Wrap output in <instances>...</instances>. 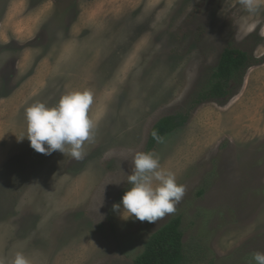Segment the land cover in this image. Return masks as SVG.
Listing matches in <instances>:
<instances>
[{"label":"rangeland","instance_id":"obj_1","mask_svg":"<svg viewBox=\"0 0 264 264\" xmlns=\"http://www.w3.org/2000/svg\"><path fill=\"white\" fill-rule=\"evenodd\" d=\"M0 0V257L133 264L181 217L183 264H256L264 253V0ZM254 27L242 33L241 19ZM227 48L260 62L223 101L194 104ZM91 90L94 137L76 159L36 152L25 108ZM186 123L149 150L154 126ZM22 139V140H19ZM153 152L186 193L149 223L113 209L132 154Z\"/></svg>","mask_w":264,"mask_h":264},{"label":"clouds","instance_id":"obj_2","mask_svg":"<svg viewBox=\"0 0 264 264\" xmlns=\"http://www.w3.org/2000/svg\"><path fill=\"white\" fill-rule=\"evenodd\" d=\"M240 3L249 14L260 7L259 0H240ZM253 27L246 17L241 19L242 33L247 34ZM93 103L94 94L88 89L68 91L51 107L39 101L32 103L25 108L26 135L22 139L26 137L38 153L51 155L59 151L81 159L85 143L94 137L96 121L90 115ZM132 164L127 181L130 187L113 209L120 211L122 205L123 219L149 223L174 213L186 193V186L178 183L176 172L163 167L153 152L133 153ZM252 259L256 264H264V253H253ZM0 264H33V261L24 252L16 251L10 260L0 257Z\"/></svg>","mask_w":264,"mask_h":264},{"label":"trees","instance_id":"obj_3","mask_svg":"<svg viewBox=\"0 0 264 264\" xmlns=\"http://www.w3.org/2000/svg\"><path fill=\"white\" fill-rule=\"evenodd\" d=\"M260 62L249 53L237 49L227 48L219 61L216 71L212 75L208 86L199 92L194 104H201L208 100L223 101L233 92L235 85L240 83L246 69ZM187 114L168 116L160 120L151 131L149 150L165 135L182 127L187 121ZM153 133L156 134L157 139ZM184 233L181 217L172 218L167 224L157 230L148 239L145 250L133 264H183ZM213 264V263H211Z\"/></svg>","mask_w":264,"mask_h":264}]
</instances>
